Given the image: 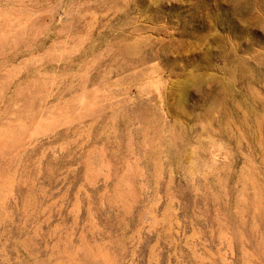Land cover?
I'll return each mask as SVG.
<instances>
[{
	"label": "rangeland",
	"instance_id": "1",
	"mask_svg": "<svg viewBox=\"0 0 264 264\" xmlns=\"http://www.w3.org/2000/svg\"><path fill=\"white\" fill-rule=\"evenodd\" d=\"M14 4L11 12L0 13V25L23 34L18 54L4 69L7 78L13 86L27 88L34 107L43 113L41 123L54 127L62 122L60 130L74 141L71 153L56 141H48L38 153L37 170L42 175L37 181V205L43 202L46 211L41 220L47 217L41 230L68 229L90 243L93 238L98 243L109 239L105 233H110L127 250L125 264H226L220 258L226 250L206 233L203 222L194 218L202 201L194 204L185 193L186 185L177 169L180 160L172 150L157 144L154 116L167 117L166 103L169 115L180 120L175 124L181 128L184 123L202 121L205 105L190 89L197 87L199 91L203 76L205 83L213 80L207 72L216 63V70L230 68L245 82L242 94H233L227 87L217 93L225 123L232 120L235 124L239 117L245 121L244 127L253 126L254 120L245 117V112L264 113V88L254 83L258 74H264V67L254 59L248 66L236 65L230 57L236 49L246 54L264 47V35L244 27L241 23L245 21L240 23L237 13L220 0H177L158 5L150 0H65L61 8L69 13L67 17L62 11L59 16L43 18L44 23L30 32L33 14L40 18L37 6L26 9L17 0ZM134 71L143 73L140 96L154 99L158 112L154 105L141 103L126 91L122 82ZM165 74L170 79L166 80ZM249 80L251 85L246 83ZM77 105L88 106L92 115L77 122L73 119ZM256 126L259 139L264 136V127ZM39 131L37 124L32 135L39 138ZM207 143L211 152V137ZM169 167L175 175L171 191L183 208L171 219L161 208L152 209L155 192L164 195L168 191ZM141 174L147 192L140 187L145 182ZM121 177L132 185L134 196L129 195ZM50 184L58 191L49 199L44 188ZM219 207L230 218L236 202ZM149 210L158 220L167 221L151 232ZM197 226L205 231L207 240L204 236L195 238ZM186 243L194 247H185ZM232 252L239 254L235 246ZM94 255H99L98 250L93 249L87 257L81 253L77 259L81 264H106ZM228 259L236 264L234 256ZM249 264H264V258L250 259Z\"/></svg>",
	"mask_w": 264,
	"mask_h": 264
},
{
	"label": "clouds",
	"instance_id": "2",
	"mask_svg": "<svg viewBox=\"0 0 264 264\" xmlns=\"http://www.w3.org/2000/svg\"><path fill=\"white\" fill-rule=\"evenodd\" d=\"M94 2V0H93ZM177 3V0H150V3ZM229 5L238 16L245 21L241 23L250 31H259L264 35V4L260 0H220ZM24 6L35 5L40 18L33 14V21L28 31L44 23L43 18H51L53 14L59 16L63 11L67 17L69 13L61 8L65 0H17ZM0 13L14 9V0H0ZM66 6V5H65ZM247 25V26H246ZM23 43V34H14L10 28L0 25V264H81L77 257L83 253L85 257L93 254V249L99 255L94 258L103 259L106 264H125L123 259L127 251L119 238L110 237L99 243L95 238L91 243L83 235L64 229L63 232L51 229L41 230V225L47 222V217L41 220L46 211L37 205V181L42 175L39 168L38 153L48 141L62 142L64 149L69 153L73 140L69 139L60 129L62 122L54 127L41 123L43 113L34 107L27 88L21 89L13 86L4 71L9 67V59L17 53V47ZM261 61L264 67V47L254 48L252 51L241 54L238 49L230 57L236 65L248 66L250 60ZM216 64V63H215ZM207 74L214 79L205 83L200 90L190 89L205 105L200 117L202 121L184 123V127L176 125V120L167 117L154 116L156 134L159 137L158 146L163 145L173 151L174 157L180 160L177 164L180 180L186 185L188 193L195 204L202 201V206L196 209L195 219L202 221L206 233L215 237L219 247L226 252L221 253V259L226 264H233L228 256H234L236 264H249L250 259L264 258V136L257 139L259 127H264V113L245 112V117L254 120L253 126L244 127L245 121L237 117L235 124L232 120L225 123V116L221 110V101L217 93L224 91L225 87L233 94H242L245 82L240 81L230 68L223 72L215 69L214 65ZM192 69L189 68V72ZM166 80L170 79L165 74ZM143 80V73L132 72L129 78L123 80L126 91L144 104L154 105L158 112V104L153 100H144L139 93V84ZM251 85L253 81H246ZM255 86L264 88V74L255 78ZM11 89V91H10ZM103 103V100L101 101ZM131 107V106H130ZM92 113L88 106H76L73 119L90 117ZM40 124L39 138L32 134ZM243 128V130H241ZM211 137L214 147L209 152L207 143ZM55 152V149H52ZM163 152L164 148H160ZM59 156L58 153H56ZM64 159V157H59ZM71 159V155L67 157ZM167 159V157H165ZM186 161V163H185ZM104 167H107L105 164ZM168 191L162 195L159 190L155 192V202L152 209L161 208L166 217L175 218L183 210L180 199L171 191L172 181L175 178L173 169L169 167ZM127 175V173L125 174ZM48 179L47 176L44 177ZM145 182L140 185L145 192L149 191L143 174L140 177ZM124 187L129 189V195L134 196L132 185L121 177ZM43 187V185H41ZM120 185H117L119 189ZM158 189V185H157ZM214 189H216L214 191ZM58 191L55 185L50 184L44 188L48 194ZM181 196L184 193L180 194ZM165 198L167 202L165 203ZM229 201L236 202V209L231 217H225L220 211V205L228 207ZM179 206V207H173ZM203 209V211H202ZM151 232L158 220L149 210ZM179 224L180 221L176 220ZM171 231V229H169ZM199 239L205 231L197 226L195 229ZM177 236L180 232L176 233ZM184 239V237H181ZM189 237L188 240H191ZM176 241L173 240V243ZM211 243V241H207ZM233 246L239 254L232 252ZM185 247H194L186 243ZM207 251V249H205ZM134 255V253H133ZM211 257V254H210ZM127 264H131L128 261Z\"/></svg>",
	"mask_w": 264,
	"mask_h": 264
}]
</instances>
